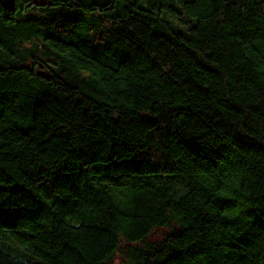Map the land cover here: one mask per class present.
Here are the masks:
<instances>
[{
	"label": "trees",
	"instance_id": "16d2710c",
	"mask_svg": "<svg viewBox=\"0 0 264 264\" xmlns=\"http://www.w3.org/2000/svg\"><path fill=\"white\" fill-rule=\"evenodd\" d=\"M0 264H264V0H0Z\"/></svg>",
	"mask_w": 264,
	"mask_h": 264
},
{
	"label": "water",
	"instance_id": "95a60500",
	"mask_svg": "<svg viewBox=\"0 0 264 264\" xmlns=\"http://www.w3.org/2000/svg\"><path fill=\"white\" fill-rule=\"evenodd\" d=\"M4 7H6L9 10L14 9L15 7V0H1Z\"/></svg>",
	"mask_w": 264,
	"mask_h": 264
},
{
	"label": "rangeland",
	"instance_id": "374dc122",
	"mask_svg": "<svg viewBox=\"0 0 264 264\" xmlns=\"http://www.w3.org/2000/svg\"><path fill=\"white\" fill-rule=\"evenodd\" d=\"M122 239H123V238H122ZM123 254L125 255L124 257H125V259H126V258L128 257V255H127V254H125V253H123Z\"/></svg>",
	"mask_w": 264,
	"mask_h": 264
}]
</instances>
